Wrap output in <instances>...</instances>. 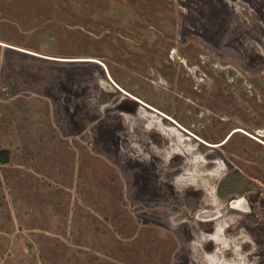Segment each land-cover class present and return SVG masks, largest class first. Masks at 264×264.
Segmentation results:
<instances>
[{
	"label": "rangeland",
	"instance_id": "374dc122",
	"mask_svg": "<svg viewBox=\"0 0 264 264\" xmlns=\"http://www.w3.org/2000/svg\"><path fill=\"white\" fill-rule=\"evenodd\" d=\"M0 148V264H264V0H0Z\"/></svg>",
	"mask_w": 264,
	"mask_h": 264
},
{
	"label": "trees",
	"instance_id": "16d2710c",
	"mask_svg": "<svg viewBox=\"0 0 264 264\" xmlns=\"http://www.w3.org/2000/svg\"><path fill=\"white\" fill-rule=\"evenodd\" d=\"M9 160V150L0 148V162L7 163Z\"/></svg>",
	"mask_w": 264,
	"mask_h": 264
},
{
	"label": "bare ground",
	"instance_id": "6f19581e",
	"mask_svg": "<svg viewBox=\"0 0 264 264\" xmlns=\"http://www.w3.org/2000/svg\"><path fill=\"white\" fill-rule=\"evenodd\" d=\"M107 73H108V71H107ZM108 76H109V73H108ZM109 79H110V76H109ZM110 81H112V80L110 79ZM109 85H111V86H113V87H115V88H118L117 85H116L115 83H113V82H110ZM242 200H243V199H240L239 202H234L233 205H234V206H237V207H239V208H243L244 205L242 204Z\"/></svg>",
	"mask_w": 264,
	"mask_h": 264
},
{
	"label": "water",
	"instance_id": "95a60500",
	"mask_svg": "<svg viewBox=\"0 0 264 264\" xmlns=\"http://www.w3.org/2000/svg\"><path fill=\"white\" fill-rule=\"evenodd\" d=\"M106 86H107V87H110L111 85L107 84Z\"/></svg>",
	"mask_w": 264,
	"mask_h": 264
}]
</instances>
